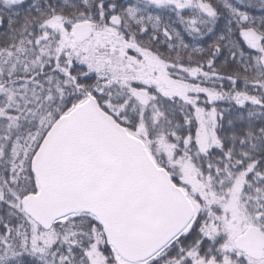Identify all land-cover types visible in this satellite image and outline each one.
Here are the masks:
<instances>
[{"label":"snow or ice","instance_id":"6c2138e0","mask_svg":"<svg viewBox=\"0 0 264 264\" xmlns=\"http://www.w3.org/2000/svg\"><path fill=\"white\" fill-rule=\"evenodd\" d=\"M0 264H264V0H0Z\"/></svg>","mask_w":264,"mask_h":264}]
</instances>
